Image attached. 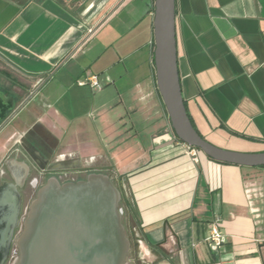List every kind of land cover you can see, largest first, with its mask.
Listing matches in <instances>:
<instances>
[{
    "label": "crops",
    "instance_id": "0c3cea01",
    "mask_svg": "<svg viewBox=\"0 0 264 264\" xmlns=\"http://www.w3.org/2000/svg\"><path fill=\"white\" fill-rule=\"evenodd\" d=\"M153 13L154 0H0V184L26 166L23 201L42 175L104 172L137 208L139 262L264 264V166L186 153L157 90ZM175 31L193 126L264 151V0H175ZM87 73L101 89L76 84Z\"/></svg>",
    "mask_w": 264,
    "mask_h": 264
},
{
    "label": "water",
    "instance_id": "95a60500",
    "mask_svg": "<svg viewBox=\"0 0 264 264\" xmlns=\"http://www.w3.org/2000/svg\"><path fill=\"white\" fill-rule=\"evenodd\" d=\"M153 60L156 85L176 137L213 160L239 166L264 165V151L219 147L193 126L181 92L177 66L175 0H154ZM27 167L0 184V264L11 246L10 264H126L131 241L123 223L121 190L104 172L61 181L51 173L21 216L19 188Z\"/></svg>",
    "mask_w": 264,
    "mask_h": 264
},
{
    "label": "built area",
    "instance_id": "2783aa9c",
    "mask_svg": "<svg viewBox=\"0 0 264 264\" xmlns=\"http://www.w3.org/2000/svg\"><path fill=\"white\" fill-rule=\"evenodd\" d=\"M76 84L81 85V86L89 85L94 90H99L102 88V84L99 81L97 75L88 74V73L85 74L83 77L77 79ZM182 144L186 150V153L192 157L193 161L197 162L198 154L200 150L193 146L187 145L186 143H182ZM208 241L210 243V246L213 249H220L222 246V232L219 229L217 223L215 222L211 225L209 236H208ZM16 256H17V250L16 248H13L10 251V255H9L10 263L14 260Z\"/></svg>",
    "mask_w": 264,
    "mask_h": 264
},
{
    "label": "trees",
    "instance_id": "16d2710c",
    "mask_svg": "<svg viewBox=\"0 0 264 264\" xmlns=\"http://www.w3.org/2000/svg\"><path fill=\"white\" fill-rule=\"evenodd\" d=\"M120 207L123 210V223H124L125 229L128 230V232H129V235H128V233H127V235L131 241V249L129 252V258H132L133 263L139 264L141 262H139L138 257H137V240H138V238L135 237L134 232H130V230H129L130 227L138 226V224H139L138 211H137L136 206L134 204H132L129 200L124 198V196H122V194H121ZM178 216H180V214H176L174 216V218H177Z\"/></svg>",
    "mask_w": 264,
    "mask_h": 264
},
{
    "label": "rangeland",
    "instance_id": "374dc122",
    "mask_svg": "<svg viewBox=\"0 0 264 264\" xmlns=\"http://www.w3.org/2000/svg\"><path fill=\"white\" fill-rule=\"evenodd\" d=\"M50 174H51V173H49V174H47V175H42V177H40L38 183L36 184V186H35L34 188L31 187L30 185H28V183H27V185H28V186H27L28 189L31 190V195H30L29 197L26 196V197L23 199V201H22L21 216H23V215L25 214L26 209H27V205H28L29 201L34 197L37 187H38L39 185H41V184L45 181V179H46ZM125 230H126V229H125ZM126 233H128V235H129L128 230H126ZM126 264H136V263H133L132 258H129V257H128V261H127ZM139 264H144V263H139Z\"/></svg>",
    "mask_w": 264,
    "mask_h": 264
},
{
    "label": "flooded vegetation",
    "instance_id": "af4514ba",
    "mask_svg": "<svg viewBox=\"0 0 264 264\" xmlns=\"http://www.w3.org/2000/svg\"><path fill=\"white\" fill-rule=\"evenodd\" d=\"M51 173H54V172H51ZM87 174H85V175H82V176H80L78 179H82V178H84L85 176H86ZM58 176V175H57ZM60 179V178H59ZM78 179H76V180H78ZM61 181H64V180H62V179H60ZM26 186H23V189L25 188ZM21 202H22V199H21ZM13 248H15L14 246H11V248H10V250H9V255H10V251L13 249ZM9 255H8V258H7V261H6V263L5 264H10V261H9Z\"/></svg>",
    "mask_w": 264,
    "mask_h": 264
}]
</instances>
